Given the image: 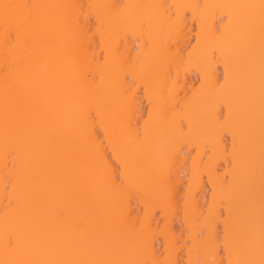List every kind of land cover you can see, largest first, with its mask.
I'll list each match as a JSON object with an SVG mask.
<instances>
[{
	"label": "snow or ice",
	"instance_id": "1",
	"mask_svg": "<svg viewBox=\"0 0 264 264\" xmlns=\"http://www.w3.org/2000/svg\"><path fill=\"white\" fill-rule=\"evenodd\" d=\"M264 264V0H0V264Z\"/></svg>",
	"mask_w": 264,
	"mask_h": 264
},
{
	"label": "bare ground",
	"instance_id": "2",
	"mask_svg": "<svg viewBox=\"0 0 264 264\" xmlns=\"http://www.w3.org/2000/svg\"><path fill=\"white\" fill-rule=\"evenodd\" d=\"M43 2H60V0H43ZM125 2H150V0H125ZM182 256L184 258L185 264H189L190 257L187 255V249L184 250V253H182Z\"/></svg>",
	"mask_w": 264,
	"mask_h": 264
}]
</instances>
